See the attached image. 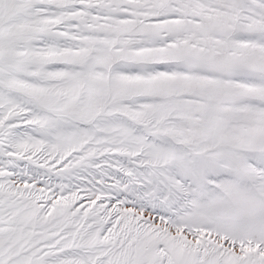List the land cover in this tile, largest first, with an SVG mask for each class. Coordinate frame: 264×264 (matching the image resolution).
<instances>
[{
	"label": "snow or ice",
	"instance_id": "1",
	"mask_svg": "<svg viewBox=\"0 0 264 264\" xmlns=\"http://www.w3.org/2000/svg\"><path fill=\"white\" fill-rule=\"evenodd\" d=\"M0 264H264V0H0Z\"/></svg>",
	"mask_w": 264,
	"mask_h": 264
}]
</instances>
